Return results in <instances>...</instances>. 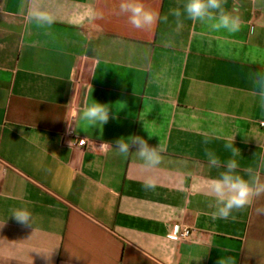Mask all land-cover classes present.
Returning a JSON list of instances; mask_svg holds the SVG:
<instances>
[{
	"label": "crops",
	"instance_id": "1",
	"mask_svg": "<svg viewBox=\"0 0 264 264\" xmlns=\"http://www.w3.org/2000/svg\"><path fill=\"white\" fill-rule=\"evenodd\" d=\"M40 2L50 28L27 22L33 0H0V264H264V196L224 220L205 194L223 170L205 150L227 161L234 135L241 173L264 179V110L247 78L264 61V0H227L238 33L185 20L179 35L133 28L120 0ZM142 2L163 16L176 0ZM94 100L110 107L102 131L79 119ZM130 136L167 145L156 169L98 149ZM174 225L195 232L175 241Z\"/></svg>",
	"mask_w": 264,
	"mask_h": 264
},
{
	"label": "clouds",
	"instance_id": "2",
	"mask_svg": "<svg viewBox=\"0 0 264 264\" xmlns=\"http://www.w3.org/2000/svg\"><path fill=\"white\" fill-rule=\"evenodd\" d=\"M33 3L34 10L26 16L27 22L35 24L39 28H50L56 21L55 15L47 11L40 0H33ZM226 4L227 0H176L174 6L169 8L168 13L161 16L158 12L147 8L142 0H120L118 14L126 15L129 24L138 30L149 29L163 22L171 23L173 32L179 35L184 27V21L189 20L193 23L199 22L207 25L213 31L223 30L230 34L238 33L242 26L239 9L234 3L232 10L229 11ZM261 10L264 11V9ZM173 44V39L164 40L165 47H170ZM252 63L259 64L260 67L255 71L249 70L247 78L252 85L253 94L259 107L264 110V61L253 58L250 61V64ZM109 112V105L94 100V102L86 104L78 115L81 121L86 122L90 127H100L102 131L103 125L109 121ZM77 129V126L72 128L71 123L69 124L70 132ZM234 138L235 135L224 145L232 156L227 161L222 162L215 152L205 150L207 167L223 169L207 183L205 194L213 200L211 205L214 208L213 219L227 220L230 217L235 219L234 212L251 206L256 198L264 196V179H262L260 170L248 167L243 169V174L241 173L239 162L235 159L240 154V149L234 146ZM133 147H135V151L131 150ZM113 148L117 155L124 158L135 153L148 170L156 169L162 163V154L167 151L166 144L159 141L158 146H150L147 140L140 136H130L127 139L121 137L115 141V147L110 142H103L98 147L101 152H107ZM259 168L264 169V159L261 160ZM143 187L145 191L154 190L157 187V182L154 178L148 177L145 179ZM10 215L21 225L33 224L32 215L27 209H13ZM4 223H0V227H3ZM43 258L50 264L51 255L44 254Z\"/></svg>",
	"mask_w": 264,
	"mask_h": 264
},
{
	"label": "built area",
	"instance_id": "3",
	"mask_svg": "<svg viewBox=\"0 0 264 264\" xmlns=\"http://www.w3.org/2000/svg\"><path fill=\"white\" fill-rule=\"evenodd\" d=\"M261 125H264V123H262ZM95 143L93 141H89L86 140L84 138H78L76 139L74 146L80 147V148H94L95 147ZM171 230L173 233L172 238L175 241H185V240H189L195 230L189 227H185V226H181V225H174L171 226Z\"/></svg>",
	"mask_w": 264,
	"mask_h": 264
}]
</instances>
